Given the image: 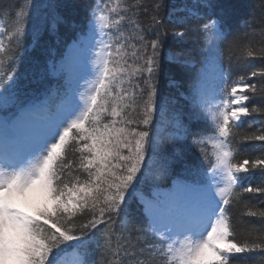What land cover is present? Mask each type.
<instances>
[{"label": "snow or ice", "instance_id": "snow-or-ice-1", "mask_svg": "<svg viewBox=\"0 0 264 264\" xmlns=\"http://www.w3.org/2000/svg\"><path fill=\"white\" fill-rule=\"evenodd\" d=\"M196 3L173 0L164 13L165 0H94L70 50L46 64L44 74L57 84L43 99L27 98L15 53L29 32L33 42L39 39L45 16L34 0L18 11L8 43L0 39V67L10 65L0 76V264H97L96 252L117 264L119 248L129 254L125 245L136 256L133 238L141 252L137 264H145V250L154 264H251L254 258L235 254H264V235L238 238L229 216L239 193L264 195V181L253 186L238 175L259 170L264 176V155L238 158L236 145L242 117L264 111L248 103L257 93L264 96V82L259 89L246 82L264 71L234 78L232 53L264 57V47L241 46L213 0H202L207 12ZM30 7L35 24L26 31ZM179 12L202 22L178 27L187 24ZM140 13L149 15L154 39L132 19ZM125 20L139 31L125 35ZM61 22L67 23L54 12L52 34ZM168 25L179 43H187L186 33L195 38L184 54L189 59L171 52L167 58L193 70L199 64L191 110L173 100L170 117L169 102L157 103L160 35ZM179 97L189 99L183 92ZM198 122L210 131L193 128ZM162 132L168 143L158 160ZM240 139L264 142V127ZM193 149L207 168L189 162ZM162 177H173L166 188L156 183ZM246 215L264 217V210ZM118 220L124 242L114 248ZM255 264H264V256Z\"/></svg>", "mask_w": 264, "mask_h": 264}, {"label": "trees", "instance_id": "trees-1", "mask_svg": "<svg viewBox=\"0 0 264 264\" xmlns=\"http://www.w3.org/2000/svg\"><path fill=\"white\" fill-rule=\"evenodd\" d=\"M33 0H0V39H4L5 43H8L7 36L10 35L14 29V20L20 9H22L25 3L31 4ZM94 0H34V3L40 5L39 12L45 16L44 29L36 42H33L32 36H26L24 42H22L16 49V72L21 76V87L24 92L27 93L28 99H34L39 97L43 99V93L45 89L55 88L57 84V78L45 75L44 68L49 61H59L62 55L66 54L70 48L73 39L76 37L80 30V26L86 21L89 13V8L93 5ZM127 3H133V0H126ZM173 0H165L166 7L163 9L164 13H167L168 6ZM179 5L181 0H174ZM216 5V11L219 12L223 9L224 20L226 25L234 33V38L237 39L241 46H246L253 52H259L261 47H264V0H213ZM142 4H153L154 0H141ZM189 5L192 4V0H187ZM55 5V8H50L48 5ZM197 10L200 12H207L202 6V0H197ZM58 13L64 17L67 23L61 22L57 24L56 33L50 32V26L53 21V15ZM33 15L31 7L28 10V15ZM177 16L185 17L187 24L179 25L178 27H191L201 23L195 17H190L186 12L176 13ZM132 19H138L141 25V29L144 31V35L147 39L151 40L155 38L154 29L150 27L151 20L147 13H140L139 17L132 16ZM30 23L26 24V31H29L35 24V17L28 19ZM247 21V26L245 22ZM121 27L125 30V35L132 36L136 29L128 20L122 22ZM173 25H168L164 32L160 35L162 41V47L159 49V61L160 69L157 76V103L167 100L169 111L167 115L171 116V110L173 108L172 101L178 100V104L183 106L185 113L189 112L192 108V88L194 86V71L199 70V64L195 70L181 63H176L169 60L168 54L171 52L173 55L181 54L183 59H189L185 53L192 51V40L195 38L192 33H186L185 39L187 43H179L178 38L173 35ZM107 31L112 32L113 29ZM58 37V39H57ZM131 42L139 43L138 40L133 39ZM132 49H129L131 52ZM227 51V49H226ZM233 77L247 74L251 71H264V57L255 56L254 58L241 56V53L237 50H233ZM227 63V59H226ZM10 65L5 62L4 67H0V76H3L8 70ZM175 81L176 83H171ZM248 83H257L258 89L264 82V77L257 75L254 78L246 79ZM26 86V87H25ZM179 92H183L185 97L189 99H183L179 97ZM252 96V94L247 93ZM38 103L39 100H36ZM249 105H254L261 109H264V96L257 93L248 101ZM264 121V111L255 112L250 117H245L242 121L243 127L240 129L239 136L236 138V145L239 153L238 158L252 157L264 155V142L261 141H243L240 139L244 134L251 133L259 127H264L261 122ZM155 124V119L153 121ZM193 128H202L205 131H210L209 125L204 122H198L192 125ZM161 149L157 152V159H160L162 146L168 143L167 134L162 132L161 137ZM205 147L211 152V145L207 144ZM188 160L192 164H199L204 168L208 167V162L204 161L199 150L193 149L188 154ZM147 162V160H146ZM180 169L177 167L173 176L179 173ZM240 177L244 178V183H251L253 186H261L264 181V176L260 174L259 170L252 173H239ZM173 177H162L156 183L161 187H168ZM146 182L145 187H147ZM239 188V185H238ZM240 199L235 201L229 206V216L233 226L238 232V238L240 239H255L259 235H264V217H250L246 215L248 211H262L264 210V195L252 194V193H239ZM131 214L133 218H136V202L131 204ZM119 224L117 221V233L113 236V247L122 244L124 238L119 236ZM101 228L104 226L101 225ZM127 235V233H125ZM132 245L136 248V256H132L131 252L133 247L125 245L127 247L128 255H124V248H119L120 256L116 257L117 264H137V260L141 258V252L139 245L136 244L135 238L132 239ZM236 257H250L254 258L251 264H255L261 256L264 254L260 252L235 254ZM145 264H154L149 253L145 250L142 254ZM93 259L97 261V264H107L108 258L103 256L100 252L93 254Z\"/></svg>", "mask_w": 264, "mask_h": 264}, {"label": "rangeland", "instance_id": "rangeland-1", "mask_svg": "<svg viewBox=\"0 0 264 264\" xmlns=\"http://www.w3.org/2000/svg\"><path fill=\"white\" fill-rule=\"evenodd\" d=\"M29 18H33V15H30V14H29L28 17H27V19H29ZM81 83H83V82H81ZM250 115H251V114H250ZM250 115L247 116V117H250ZM247 117H246V118H247ZM243 118L245 119V117H242V120H244Z\"/></svg>", "mask_w": 264, "mask_h": 264}]
</instances>
